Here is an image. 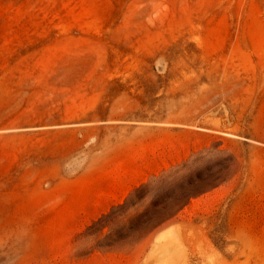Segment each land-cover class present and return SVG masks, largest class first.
<instances>
[{
    "label": "rangeland",
    "instance_id": "rangeland-1",
    "mask_svg": "<svg viewBox=\"0 0 264 264\" xmlns=\"http://www.w3.org/2000/svg\"><path fill=\"white\" fill-rule=\"evenodd\" d=\"M0 264H264V0H0Z\"/></svg>",
    "mask_w": 264,
    "mask_h": 264
}]
</instances>
